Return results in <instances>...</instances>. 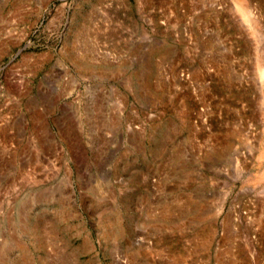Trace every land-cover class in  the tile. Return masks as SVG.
I'll use <instances>...</instances> for the list:
<instances>
[{"label": "rangeland", "instance_id": "rangeland-1", "mask_svg": "<svg viewBox=\"0 0 264 264\" xmlns=\"http://www.w3.org/2000/svg\"><path fill=\"white\" fill-rule=\"evenodd\" d=\"M0 264H264V0H0Z\"/></svg>", "mask_w": 264, "mask_h": 264}]
</instances>
